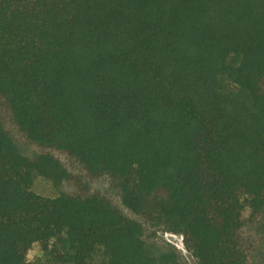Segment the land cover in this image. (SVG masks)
<instances>
[{
	"label": "trees",
	"instance_id": "16d2710c",
	"mask_svg": "<svg viewBox=\"0 0 264 264\" xmlns=\"http://www.w3.org/2000/svg\"><path fill=\"white\" fill-rule=\"evenodd\" d=\"M1 108L0 264H264V0H0Z\"/></svg>",
	"mask_w": 264,
	"mask_h": 264
},
{
	"label": "rangeland",
	"instance_id": "374dc122",
	"mask_svg": "<svg viewBox=\"0 0 264 264\" xmlns=\"http://www.w3.org/2000/svg\"><path fill=\"white\" fill-rule=\"evenodd\" d=\"M0 116L2 117V119L5 121V124H6V127L11 131V133L15 136L16 140L22 144V146L25 148V150H27L28 148L30 150H35V148L33 146H30L16 131V129L14 127L11 126L10 124V118L8 116V113L6 112L5 109L1 108L0 109ZM28 151V153H30L31 151ZM98 186L100 188H102L103 190H107L109 191L110 193H112L111 191V188H110V184H109V181L107 179H103L102 181H100V183L98 184ZM66 189L65 186H62L60 188H56L53 186V184L46 180L45 178L43 177H35L34 179V184L32 186V190L36 193V194H39L41 196H44V197H50V198H54V197H57L62 191H64ZM115 200L117 202V204L120 206V208L122 209V211L124 213H126L129 217L131 218H135V216L129 212L126 208H124L122 206V204L120 203V200L115 197ZM159 236L169 242L170 244L172 245H175L178 249H180L185 258L187 259L188 263L189 264H197L195 259H193V257L191 256L190 253H188V251L186 250L185 246H184V243H183V238L179 235H174V234H170V233H164V232H160L159 233ZM41 255L40 253V248L36 247L34 248L29 257L31 259H35L36 257H39ZM101 262V258L98 257L96 259V264L97 263H100Z\"/></svg>",
	"mask_w": 264,
	"mask_h": 264
}]
</instances>
